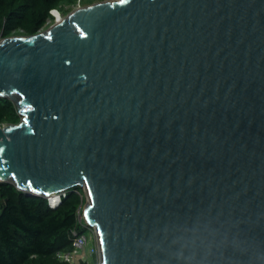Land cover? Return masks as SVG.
I'll use <instances>...</instances> for the list:
<instances>
[{
  "label": "water",
  "instance_id": "water-1",
  "mask_svg": "<svg viewBox=\"0 0 264 264\" xmlns=\"http://www.w3.org/2000/svg\"><path fill=\"white\" fill-rule=\"evenodd\" d=\"M0 96V181L85 189L101 264H264V0L78 7L0 39Z\"/></svg>",
  "mask_w": 264,
  "mask_h": 264
},
{
  "label": "trees",
  "instance_id": "trees-1",
  "mask_svg": "<svg viewBox=\"0 0 264 264\" xmlns=\"http://www.w3.org/2000/svg\"><path fill=\"white\" fill-rule=\"evenodd\" d=\"M98 1L0 0V39L38 33L53 24L52 8L67 12L65 8L77 2L85 6ZM20 119L14 102L0 96V123L16 124ZM83 202L81 187L67 190L51 206L42 195L27 194L11 182L0 181V264H69L57 259L56 253L71 248L73 230L85 232L77 220Z\"/></svg>",
  "mask_w": 264,
  "mask_h": 264
},
{
  "label": "built area",
  "instance_id": "built-area-1",
  "mask_svg": "<svg viewBox=\"0 0 264 264\" xmlns=\"http://www.w3.org/2000/svg\"><path fill=\"white\" fill-rule=\"evenodd\" d=\"M76 6H77L76 8H78L80 7V4L77 2ZM49 12L53 17L54 22L60 20L61 15L59 9L52 8L50 9ZM48 21L49 20H47V22ZM6 125L7 124L0 123V128H3ZM65 192L66 191L46 196V199L48 200V203L51 206H54L60 201L61 196L64 195ZM81 207H79L77 211V220L79 225L83 226L86 230L83 233H77L76 230H73L74 236L71 243V248L68 250L58 251L56 253V257L60 261L69 264H76L79 261L87 262L88 257H92V256L95 257V255H97L99 257V261L101 264V257H100L101 253H100V245H99L97 229L95 226L90 225L84 219L81 211Z\"/></svg>",
  "mask_w": 264,
  "mask_h": 264
},
{
  "label": "rangeland",
  "instance_id": "rangeland-1",
  "mask_svg": "<svg viewBox=\"0 0 264 264\" xmlns=\"http://www.w3.org/2000/svg\"><path fill=\"white\" fill-rule=\"evenodd\" d=\"M101 1H114V0H101ZM82 6H84V5H82ZM76 7H77L76 5L72 6L71 8L69 7V9L66 7L65 10H68L67 12L60 11V15H61L60 20H62L63 17L65 15H67L69 12L76 9ZM80 7H81V5H80ZM45 29H47V27L42 29V30H45ZM83 194H84V202H83L82 207H81L82 214H83V207H84L85 203L88 201L87 194H86L85 190H83ZM87 262H88V264H100L99 257L97 255H95V257H93V256L88 257Z\"/></svg>",
  "mask_w": 264,
  "mask_h": 264
},
{
  "label": "snow or ice",
  "instance_id": "snow-or-ice-1",
  "mask_svg": "<svg viewBox=\"0 0 264 264\" xmlns=\"http://www.w3.org/2000/svg\"><path fill=\"white\" fill-rule=\"evenodd\" d=\"M126 2H128V0H118V3H120V4H124ZM81 35L83 36L84 33L82 32Z\"/></svg>",
  "mask_w": 264,
  "mask_h": 264
}]
</instances>
